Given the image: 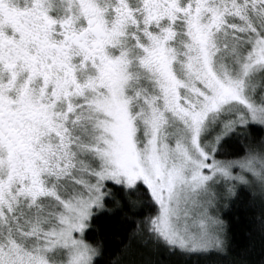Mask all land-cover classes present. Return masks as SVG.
Here are the masks:
<instances>
[{
	"label": "snow or ice",
	"instance_id": "snow-or-ice-1",
	"mask_svg": "<svg viewBox=\"0 0 264 264\" xmlns=\"http://www.w3.org/2000/svg\"><path fill=\"white\" fill-rule=\"evenodd\" d=\"M207 259L264 264V0H0V264Z\"/></svg>",
	"mask_w": 264,
	"mask_h": 264
},
{
	"label": "trees",
	"instance_id": "trees-1",
	"mask_svg": "<svg viewBox=\"0 0 264 264\" xmlns=\"http://www.w3.org/2000/svg\"><path fill=\"white\" fill-rule=\"evenodd\" d=\"M232 222L231 237L233 247L239 251L243 247L249 245L251 240L250 229L255 231L259 226L261 217V209L251 207L247 204L237 202L230 214ZM124 226L117 218L106 219L102 218L96 225L93 231L88 234V239L102 241L109 251H115L125 236ZM259 249L257 247V254ZM201 264H228L227 260L220 261L219 259H207L201 261Z\"/></svg>",
	"mask_w": 264,
	"mask_h": 264
}]
</instances>
